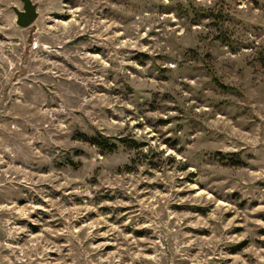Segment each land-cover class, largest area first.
I'll return each instance as SVG.
<instances>
[{
	"label": "rangeland",
	"instance_id": "obj_1",
	"mask_svg": "<svg viewBox=\"0 0 264 264\" xmlns=\"http://www.w3.org/2000/svg\"><path fill=\"white\" fill-rule=\"evenodd\" d=\"M31 1L0 0V264H264V0Z\"/></svg>",
	"mask_w": 264,
	"mask_h": 264
},
{
	"label": "water",
	"instance_id": "obj_2",
	"mask_svg": "<svg viewBox=\"0 0 264 264\" xmlns=\"http://www.w3.org/2000/svg\"><path fill=\"white\" fill-rule=\"evenodd\" d=\"M22 2V8L18 9L12 6V10L15 14V24L21 28L29 26L37 17L38 12L36 10V4L31 0H20Z\"/></svg>",
	"mask_w": 264,
	"mask_h": 264
},
{
	"label": "trees",
	"instance_id": "obj_3",
	"mask_svg": "<svg viewBox=\"0 0 264 264\" xmlns=\"http://www.w3.org/2000/svg\"><path fill=\"white\" fill-rule=\"evenodd\" d=\"M84 141L89 142L94 145L100 152L111 151L116 147V143L111 140L110 137L105 136L99 132H95L91 135L80 134ZM118 141H123V139H118ZM130 146V144H128ZM132 146L135 147V143H132Z\"/></svg>",
	"mask_w": 264,
	"mask_h": 264
}]
</instances>
